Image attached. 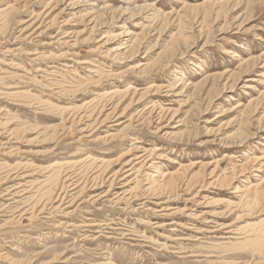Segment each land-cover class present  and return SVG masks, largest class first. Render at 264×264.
Returning <instances> with one entry per match:
<instances>
[{
    "label": "rangeland",
    "instance_id": "1",
    "mask_svg": "<svg viewBox=\"0 0 264 264\" xmlns=\"http://www.w3.org/2000/svg\"><path fill=\"white\" fill-rule=\"evenodd\" d=\"M0 264H264V0H0Z\"/></svg>",
    "mask_w": 264,
    "mask_h": 264
},
{
    "label": "bare ground",
    "instance_id": "2",
    "mask_svg": "<svg viewBox=\"0 0 264 264\" xmlns=\"http://www.w3.org/2000/svg\"><path fill=\"white\" fill-rule=\"evenodd\" d=\"M3 27H4V26H3ZM46 71H47V70H46ZM67 71H68V70H67ZM69 72H70V71H69ZM94 77H95V76H94ZM82 163H83V162H82ZM105 169H106V168H105ZM19 171H20V170H19ZM19 181H20V180H19ZM82 183H83V182H82ZM47 184H48V183H47ZM135 187H136V186H135ZM19 188H20V187H19ZM130 192H131V191H130ZM62 193H63V192H62ZM19 197H20V196H19ZM52 200H53V199H52ZM63 200H64V199H63ZM35 205H36V204H35ZM69 208H70V207H69ZM17 212H18V211H17ZM17 212H16V213H17ZM53 212H54V211H53ZM53 212H52V213H53ZM38 215H39V214H38ZM103 226H104V225H103Z\"/></svg>",
    "mask_w": 264,
    "mask_h": 264
}]
</instances>
